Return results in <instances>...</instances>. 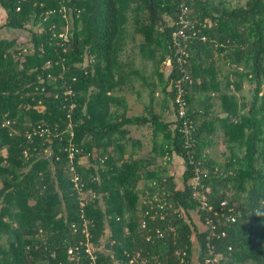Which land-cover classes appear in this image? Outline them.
<instances>
[{"label":"trees","instance_id":"obj_1","mask_svg":"<svg viewBox=\"0 0 264 264\" xmlns=\"http://www.w3.org/2000/svg\"><path fill=\"white\" fill-rule=\"evenodd\" d=\"M188 4L189 17L206 23L184 40L193 77L191 116L196 120L189 90L201 75L199 54L216 40L225 45L219 49L235 65L239 84L255 86L252 100L244 99L225 119L226 162L204 154L198 124L194 134L193 155L203 170L199 189L215 209L228 202L216 216L226 234L211 239L213 250L220 264H264V0ZM0 8L6 15L1 28L30 32L0 38V264H119L131 258L132 264H210L204 260L207 210L190 185L194 165L173 102L181 75L173 42L180 0H0ZM127 40H139L141 68L151 61L158 76L153 82L176 114V121H166L152 110L148 159L124 152L129 130L121 126L141 119L127 118L120 108L121 87H132V76L141 72L131 53L123 57ZM40 123L54 133L29 138ZM70 144L79 148L74 162L85 190L97 194L84 206L71 180ZM94 149L96 163L80 164ZM175 154L186 164L182 183L169 169ZM159 157L157 168L143 170ZM230 214L234 221L227 220ZM108 240L112 251L104 249Z\"/></svg>","mask_w":264,"mask_h":264},{"label":"crops","instance_id":"obj_2","mask_svg":"<svg viewBox=\"0 0 264 264\" xmlns=\"http://www.w3.org/2000/svg\"><path fill=\"white\" fill-rule=\"evenodd\" d=\"M5 16V11L0 8V24L5 20ZM127 41L130 48L126 44L123 57H127V51L135 52V56L139 58L136 66L141 72L132 76V87L127 88L128 86L124 84L121 87L119 91L122 97L120 108L121 111L126 108L127 118L137 116L141 119L135 123L126 122L121 126L122 129L127 128L129 130V133L123 138V142L126 144L124 152L148 159L153 156L152 149L154 148L155 136V124L151 119L152 110L160 114L166 121H176V114L171 100H167L159 85H155L153 82L158 84V76L152 73L151 61L147 59L145 67L141 68L138 55L139 40L137 43ZM224 47L222 42L216 40L212 42L208 51L200 52L201 75L197 77V84L191 86L189 90L191 109L196 114L199 139L204 148V154L211 157L216 163L226 162L230 155L225 133L226 117L230 112H237L244 99L248 102L252 100L255 87L249 80H245L242 86L239 84L240 78L234 73L235 65H231V61L226 58L227 52L219 49ZM169 69L170 67L166 63L165 70L167 73ZM127 70L130 71V69ZM148 82H152V85H149ZM153 90L154 99H151ZM93 151L92 157L91 155L84 157L86 164L96 163L97 150L94 149ZM162 162L159 157L155 164H149L143 170L157 168ZM185 166L184 158L180 155L175 154L170 159L169 169L177 175L179 183H182Z\"/></svg>","mask_w":264,"mask_h":264},{"label":"built area","instance_id":"obj_3","mask_svg":"<svg viewBox=\"0 0 264 264\" xmlns=\"http://www.w3.org/2000/svg\"><path fill=\"white\" fill-rule=\"evenodd\" d=\"M190 7L188 4V0H180V11L178 14V18L175 21L177 24L176 29L173 31V42L174 45L177 46L178 51L176 53V61L180 68L181 75L174 82V106L176 108L177 121L179 125V130L181 131L184 139V147L186 150V154H188V158L190 163L194 165V174L190 179V185L193 188V194L196 198H198L201 202L202 207L207 210V214L205 216V224L207 226L208 235H207V246L209 248V254L205 257V262L210 264H220V255L215 254L212 246L211 239L213 237L220 238L226 234L225 229H219L222 226V220L216 219L217 215L224 214L222 211L227 205V200H223L221 202L220 208H214L213 205L208 204V200L206 198V194L202 193L199 189L202 183L203 173L200 166V161L195 160L193 155V147L195 146V131L197 129V122L194 117L190 114V105L187 99L188 87L193 83V77L191 72L187 69L186 64L188 62L189 51L184 44V40H192L195 36H198L201 32V25L204 27L206 23L198 24L195 20H192L189 17ZM65 40L69 39L67 31H62L60 33ZM202 38L205 40L207 37L202 35ZM26 49V48H25ZM67 93H72L71 90L67 91ZM76 105L75 102L71 104V107ZM54 133V129L49 126H45L43 124H36L31 127V130L27 132L28 137L32 139L34 135H50ZM69 156L71 160L70 170L72 172L71 180L73 182L74 188H76L79 192L80 204L84 206L88 199H94L97 194L93 189L85 190L86 181L82 178L81 174L76 170V164L74 162L75 154L79 151V148L71 145L69 147ZM27 154V151H25ZM90 155V154H89ZM88 156V155H87ZM84 156L80 157L79 163L86 164L84 160ZM159 206H163L162 203H158ZM153 208V205H151ZM235 216L230 214L227 216V220H235ZM156 234L158 236H163L164 231L160 228L156 230ZM86 235L88 237V248L94 258L93 254V244L90 242V233L86 228ZM151 235H149V238ZM134 259H130L126 262H119V264H132Z\"/></svg>","mask_w":264,"mask_h":264},{"label":"rangeland","instance_id":"obj_4","mask_svg":"<svg viewBox=\"0 0 264 264\" xmlns=\"http://www.w3.org/2000/svg\"><path fill=\"white\" fill-rule=\"evenodd\" d=\"M245 1L246 0H227V2H229L232 5H236L238 3L239 4L240 3H244ZM29 34H30L29 30H20V29L16 30V29H11L9 27H3V28L0 27V38H4V37L12 38V37L19 36V35L29 36ZM127 47L130 48V45L127 44ZM130 53L133 55V57H130V58L132 60H134L135 61V64H136V62L138 61L139 58L137 56H135L136 53L135 52L132 53V51H127L126 54L129 55ZM263 89H264V87H263Z\"/></svg>","mask_w":264,"mask_h":264},{"label":"water","instance_id":"obj_5","mask_svg":"<svg viewBox=\"0 0 264 264\" xmlns=\"http://www.w3.org/2000/svg\"><path fill=\"white\" fill-rule=\"evenodd\" d=\"M104 249L106 251H112L113 249V242L111 240H108L105 244H104Z\"/></svg>","mask_w":264,"mask_h":264}]
</instances>
